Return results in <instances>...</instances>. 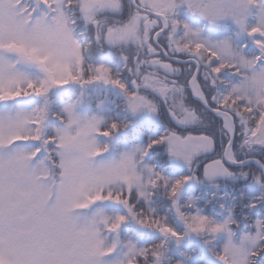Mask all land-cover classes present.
Segmentation results:
<instances>
[{"label":"snow or ice","instance_id":"snow-or-ice-1","mask_svg":"<svg viewBox=\"0 0 264 264\" xmlns=\"http://www.w3.org/2000/svg\"><path fill=\"white\" fill-rule=\"evenodd\" d=\"M0 264H264V0H0Z\"/></svg>","mask_w":264,"mask_h":264}]
</instances>
